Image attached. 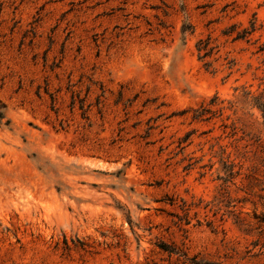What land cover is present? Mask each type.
Masks as SVG:
<instances>
[{
	"label": "rangeland",
	"instance_id": "rangeland-1",
	"mask_svg": "<svg viewBox=\"0 0 264 264\" xmlns=\"http://www.w3.org/2000/svg\"><path fill=\"white\" fill-rule=\"evenodd\" d=\"M0 264H264V0H0Z\"/></svg>",
	"mask_w": 264,
	"mask_h": 264
},
{
	"label": "trees",
	"instance_id": "trees-1",
	"mask_svg": "<svg viewBox=\"0 0 264 264\" xmlns=\"http://www.w3.org/2000/svg\"><path fill=\"white\" fill-rule=\"evenodd\" d=\"M183 31H186L185 29H183ZM234 26L224 32V35H232V33H234ZM256 31V26L255 23L252 22L249 28H245L243 30H241L240 32H238L236 34V36L233 38L234 40H245L248 39V37L250 35H252L254 32ZM196 49L198 52V58L200 61L203 62V66L205 67L206 70H209L212 63L209 62L207 59L210 58L216 49V46H213V41L210 37H207L205 39H200L197 44H196Z\"/></svg>",
	"mask_w": 264,
	"mask_h": 264
}]
</instances>
